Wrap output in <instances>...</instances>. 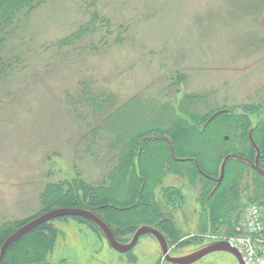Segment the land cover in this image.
Here are the masks:
<instances>
[{
    "label": "rangeland",
    "instance_id": "374dc122",
    "mask_svg": "<svg viewBox=\"0 0 264 264\" xmlns=\"http://www.w3.org/2000/svg\"><path fill=\"white\" fill-rule=\"evenodd\" d=\"M187 94L198 96L200 107L211 101L236 114L255 104L250 122L264 123V106H258L264 99V0H0V226L16 230L41 214L49 187L73 188L82 197L83 184L107 178L118 160V151L107 149L113 139L107 132L94 140L88 134L103 120L101 112L135 108L146 113L143 124L155 110L151 121L158 127L167 123L158 112L163 103L178 111ZM176 139L184 149L198 140L185 132ZM150 144L143 163L152 171L163 147ZM170 155L173 162L180 158ZM177 165L161 166V177L146 188L152 198L147 193L142 205L131 206L130 182L118 181L111 211L95 208L118 240L128 241L141 224L158 228L172 254L240 238L252 205L262 212L264 234V203L248 200L251 170L215 221L209 205L219 169L214 175L197 169L193 177L177 172L184 166ZM208 176L209 188L202 179ZM41 224L53 230L47 231L50 247L43 259L26 264H172L148 234L118 252L84 218ZM43 241L30 236L12 254L32 253ZM19 259L9 257L5 264ZM193 264L237 262L215 252Z\"/></svg>",
    "mask_w": 264,
    "mask_h": 264
},
{
    "label": "trees",
    "instance_id": "16d2710c",
    "mask_svg": "<svg viewBox=\"0 0 264 264\" xmlns=\"http://www.w3.org/2000/svg\"><path fill=\"white\" fill-rule=\"evenodd\" d=\"M197 98L198 96L187 94L185 103L183 102L179 106L178 111L172 110L167 105L168 103H163L158 112L165 117L167 123L158 127L152 126L153 122L151 121V117H155V110L147 114L149 115L147 118L150 120L145 121L143 124L140 121L146 113L143 114L139 110L134 112L135 108L132 111L126 107L124 109L123 105H120L111 108L110 112H108V109L101 112L98 117H103V120L98 125L89 127L88 134L94 140L99 131L102 133L107 132L109 137L113 139L107 145V149L118 151L116 155V159L118 160L110 168L109 174L104 181L98 182L95 185H82V197L75 194L73 188L62 191L61 187H49L50 190L41 196V203L44 206L43 212L61 206L87 208L96 214H98L95 211L96 207L100 209L107 208L109 211L112 193L114 190L115 192L118 191V189H115L118 181L122 184L127 181L130 182L131 186L126 183L128 187V199L131 206L135 208L142 205L141 201L144 200V196L148 197L147 193H149V196L151 195L146 188H148L150 183L158 181L162 174L161 166H164L165 163H174V166L182 163L184 166L176 169V171L187 173V175L193 177L198 173V168L204 173L214 175L218 172L222 158L228 153H234L241 157L249 158V160H254L256 151L251 143V139L259 148L257 164L264 169V123H257L252 126L249 119V114L257 113L258 109L255 107V104L249 105L247 103V105L242 107V113L236 114L233 109L226 107L225 104L221 106L217 104L212 105L209 103L211 101L207 102L206 106L200 107L199 102L195 100ZM101 103L103 104V102ZM125 103L126 105L128 104L127 102ZM261 105L264 106V99L259 101L258 106L261 107ZM182 115L186 119L182 118ZM189 120L193 124H190ZM183 132L193 134L198 139L191 145L190 149L178 147L176 144V138ZM162 136L171 140L170 144L172 143L175 156L185 159H178L176 162L175 160L173 162L169 144L167 142L164 144L160 140ZM236 136L239 139L238 143L233 141V138ZM100 137L102 138V135ZM153 142H161L163 154L158 157V161L154 165L156 169L150 171L145 169L143 158L147 153L148 145H151L150 143ZM245 170L253 172L252 184L254 192L251 197H248V200L253 201L250 203L256 201H258L256 203H264V176L248 164L238 159L230 158L224 165L223 177L210 196L212 197V202L209 205V211L215 221L219 219L217 217H219L224 208L228 206L232 195H236L238 191L237 184ZM148 177H152L151 182H149ZM202 179L205 180V186L209 188L212 183L210 177ZM147 203L149 205L147 207L151 209L150 202L147 201ZM101 217L104 219L103 216ZM13 228L14 226L11 224L0 226V245L15 230ZM47 231L53 234V230L50 227L40 224L27 232L6 249L0 264H5L9 257L17 260L19 259L17 256L20 257L19 261H14L12 264H26L43 259L47 252L46 249L50 247L51 243L48 241ZM30 236L41 237L44 240V246L43 243L41 245L43 248L41 247L32 253L19 251L16 255H13L12 251L15 250L17 252L20 249L19 245ZM45 243H47V246H45ZM19 253L21 255H17Z\"/></svg>",
    "mask_w": 264,
    "mask_h": 264
},
{
    "label": "water",
    "instance_id": "95a60500",
    "mask_svg": "<svg viewBox=\"0 0 264 264\" xmlns=\"http://www.w3.org/2000/svg\"><path fill=\"white\" fill-rule=\"evenodd\" d=\"M164 139L167 140L168 144L170 145V142L167 138L164 137ZM251 139V137H250ZM251 143L253 147L255 148V157L254 160L251 161L247 158L241 157L234 153H228L226 154L219 166V174L215 178L216 185L219 183L221 178L223 177L224 172V165L227 162L228 159L234 158L238 159L246 164H248L251 168H253L255 171H257L259 174L264 176V169L258 166L257 164V158L259 155V148L255 145L253 140L251 139ZM170 152L172 156L174 157L173 149L170 146ZM176 159H185V158H176ZM199 170V168H198ZM215 185V187H216ZM214 187V188H215ZM62 216H78L81 218H84L88 221H90L93 225L96 226V228L103 234L105 240L109 244V246L118 251V252H126L130 250L136 243L139 236L143 234L151 235L157 242L163 258L167 262H171L172 264H193L203 258L204 256L213 253V252H226L231 254L237 264H244L242 257L239 253V251L233 247L228 240L225 239H219L214 240L211 242L204 243L202 245H199L191 250L184 251L181 253H170L169 245L164 237V235L155 227H152L147 224H141L134 230L131 238L126 241H120L118 240L110 228V226L101 219L96 213L93 211L82 208V207H75V206H61V207H55L50 210L44 211L43 213L33 217L29 221L25 222L23 225H21L18 229L13 231L9 236L5 238V240L0 245V261L3 259L4 253L6 249L14 243L16 240H18L20 237L25 235L27 232L31 231L33 228L38 226L41 223H44L46 221H49L51 219H55Z\"/></svg>",
    "mask_w": 264,
    "mask_h": 264
},
{
    "label": "built area",
    "instance_id": "2783aa9c",
    "mask_svg": "<svg viewBox=\"0 0 264 264\" xmlns=\"http://www.w3.org/2000/svg\"><path fill=\"white\" fill-rule=\"evenodd\" d=\"M262 218V212L257 206H249L245 210V236L228 239L240 252L244 264H264Z\"/></svg>",
    "mask_w": 264,
    "mask_h": 264
},
{
    "label": "flooded vegetation",
    "instance_id": "af4514ba",
    "mask_svg": "<svg viewBox=\"0 0 264 264\" xmlns=\"http://www.w3.org/2000/svg\"><path fill=\"white\" fill-rule=\"evenodd\" d=\"M251 161H253V160H251ZM158 229V228H157ZM159 230V229H158ZM160 231V230H159ZM161 232V231H160ZM162 233V232H161ZM165 237V236H164Z\"/></svg>",
    "mask_w": 264,
    "mask_h": 264
}]
</instances>
